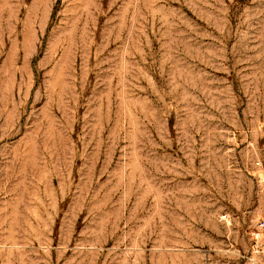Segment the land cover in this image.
Instances as JSON below:
<instances>
[{
  "label": "rangeland",
  "instance_id": "rangeland-1",
  "mask_svg": "<svg viewBox=\"0 0 264 264\" xmlns=\"http://www.w3.org/2000/svg\"><path fill=\"white\" fill-rule=\"evenodd\" d=\"M261 220L264 0H0V264H264Z\"/></svg>",
  "mask_w": 264,
  "mask_h": 264
},
{
  "label": "built area",
  "instance_id": "built-area-1",
  "mask_svg": "<svg viewBox=\"0 0 264 264\" xmlns=\"http://www.w3.org/2000/svg\"><path fill=\"white\" fill-rule=\"evenodd\" d=\"M260 163H261L260 161H256V165H260ZM222 217H223V219H225L227 217V215L224 214ZM258 229L259 230H255L253 233V238L255 240H259L261 235H262V232H264V220H261L259 222Z\"/></svg>",
  "mask_w": 264,
  "mask_h": 264
},
{
  "label": "crops",
  "instance_id": "crops-1",
  "mask_svg": "<svg viewBox=\"0 0 264 264\" xmlns=\"http://www.w3.org/2000/svg\"><path fill=\"white\" fill-rule=\"evenodd\" d=\"M262 242H264V236H263V238L261 239L260 243L262 244Z\"/></svg>",
  "mask_w": 264,
  "mask_h": 264
}]
</instances>
